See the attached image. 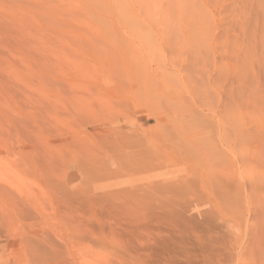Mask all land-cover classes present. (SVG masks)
<instances>
[{
    "label": "rangeland",
    "instance_id": "374dc122",
    "mask_svg": "<svg viewBox=\"0 0 264 264\" xmlns=\"http://www.w3.org/2000/svg\"><path fill=\"white\" fill-rule=\"evenodd\" d=\"M159 1L0 0V264H264L247 193L257 142L229 145L219 119L242 102L238 119L258 128L247 94L264 81V5ZM142 65L174 86L208 78L176 101L213 102L207 118L156 123L131 102Z\"/></svg>",
    "mask_w": 264,
    "mask_h": 264
},
{
    "label": "bare ground",
    "instance_id": "6f19581e",
    "mask_svg": "<svg viewBox=\"0 0 264 264\" xmlns=\"http://www.w3.org/2000/svg\"><path fill=\"white\" fill-rule=\"evenodd\" d=\"M179 1L181 4L180 9H186L185 8L187 6L186 2L183 0H179ZM149 2H150L149 3L150 6L155 4L156 7H159V5H160L159 0H149ZM249 2H250V0H248V3ZM242 4H245V3H242ZM253 4H255V3H253ZM259 5L260 6L264 5V0H261ZM240 6H241V4H240ZM260 6H258V7H260ZM168 7H169V5H166L165 10H164V19L163 20L166 21V24H167V22H169V24H170L171 21H172V23L175 22V19L173 20V17L176 18V16H178V13L175 11V8H173V10H172L171 6H170V8H168ZM252 7H253V5H252ZM262 7H264V6H262ZM254 9H255V6H254ZM237 10H238V8H237ZM252 10H253V8H252ZM152 11H154V10L152 9ZM238 14H239V12H238ZM240 14H241V11H240ZM194 16H195V14H194ZM195 17H191L192 19H189L191 24H198L199 23L198 20H195ZM176 21L179 22L178 19H176ZM243 30L245 31V29H243ZM238 37L240 38V36H238ZM245 38L246 37H244V40H245ZM240 40H242V39H240ZM238 41H239V39H238ZM248 41H249V39H248ZM263 41H264V37H263ZM242 43H243V41H242ZM243 45H244V43H243ZM247 46H249V45H247ZM247 49H248V47H245L244 57H246L248 60L249 55H247V54L249 52H247V54H246ZM251 54H250V56H251ZM254 54L256 55V53H254ZM258 55H259V53H258ZM258 55L256 58L259 59L261 56L258 57ZM260 60L262 61V59H260ZM253 61H254V58H253ZM263 61H264V55H263ZM261 64H263V63H261ZM243 67H245V66H243ZM239 68H237V69H239ZM251 70H252V68H251ZM241 71H242V68H241ZM203 73L205 74V72H203ZM246 74H250V72H248V69H247ZM237 75H239V73ZM182 77H183V79H180L179 86H174V85L170 84V82L168 81V78H169L168 74L166 75L165 73H163L160 78H155L152 76L151 71L147 70V68L144 67L143 65L139 66V67H134L133 69H130L128 72V79H129V83H130V93H131V99H132L131 102H135L138 105H142V106H146V107L150 108L153 120L156 123L158 121H161V119H164V117H166V118L169 117L170 115L168 113H171L173 116L178 115L181 119H183L185 115H188L189 117H192V118L193 117L197 118V117H201V116L204 118H207V116L205 114L199 113V109L201 112L203 106H206L208 110H212V107L214 105L213 102H200V101L199 102H197V101L196 102H184V99H183V102H176V101L179 99V95L182 93L183 90H186L188 92V95L191 97L192 100L195 97L199 98V96L201 94L200 92L206 93L209 89H211V85H207V84H210L209 79L207 78L208 81H205V78H203L204 76L202 77L204 80L203 79H197L198 75L195 78V77L190 76L188 73L183 74ZM249 77L250 76L247 75V78H249ZM251 77H253V74L251 75ZM194 78H195V80H194ZM238 78H239V76H238ZM255 78L257 79V76ZM251 79H253V78H251ZM254 80H253L254 87L252 86V88H250V92L247 94V101L250 103L255 101V102H253V105H255L259 109L258 110L255 107V111H253V112L254 113L256 112V114L254 115V117L252 116V118L254 120H256V122L253 120L255 122L253 124H254V126L256 124V126L258 127L257 130L254 127V128H252V129H254V131L253 130L248 131V129H250V127H247L248 129H246L244 127L243 122H241V120H239L240 118L244 117L243 115H242L243 117L242 116L239 117V115L243 112V110H242L243 108L241 105L242 102H226L220 110L221 118L219 117V119L223 118V120L225 119V121H226V128H225V131L223 132V135H224L225 139L228 136L229 145L235 147L236 144L241 143L245 147V145L247 146L254 141L257 142V144L253 148V150L254 151L258 150L257 152H259L258 154H259L260 160L258 159V162H260V164H261L262 169H260V171H262V173L261 172L259 173L258 180L253 182V184L250 186V189L248 190L247 193H248V196H251V197L253 196V198L260 205L261 214L259 213L258 218H259V216H260V218L257 221L258 225H259V227H258L259 232L258 233L255 232L256 233L255 234L256 235L255 236L256 237L255 242L259 243L260 246H264V107H263V105H260V106L256 105L258 102V98H256V97L261 96V95H258V93L260 91V87L264 89V81L260 82L259 78L255 82H254ZM239 82H242V80ZM233 83H235V81ZM233 90L234 89L232 88L231 93H229V95L231 96L232 101H235L234 100L235 94H234ZM237 90H238V88H237ZM201 95H203V94H201ZM181 98H182V95H181L180 99ZM185 100H186V98H185ZM195 100H196V98H195ZM243 103H245V102H243ZM246 109H247V107H246ZM257 110L259 111L258 113H257ZM222 114H223V116H222ZM249 114L250 113H248V115ZM175 117H177V116H175ZM238 117H239V119H238ZM201 119H199V120L201 121ZM202 122H203V120H202ZM238 122H239V126H237ZM252 127H253V125H252ZM241 150H242V148H241ZM243 150H245V149H243ZM258 154L255 153V155H258ZM249 155H250V153H249ZM250 157H252V156H249V159H246L248 167H251L253 165L252 164L253 161L254 162L257 161V160H255V157H253V158H250ZM204 164L207 166L206 161ZM261 216L263 218H261ZM261 219L263 221H260ZM259 244H258V246H259ZM255 246H257V244H255ZM258 246H257V248H258ZM252 248H255V247H252ZM261 249H263V248H261ZM255 250H256V248H255ZM263 251H264V249H263ZM262 252H261V255H263ZM250 254H252V250L250 251Z\"/></svg>",
    "mask_w": 264,
    "mask_h": 264
}]
</instances>
